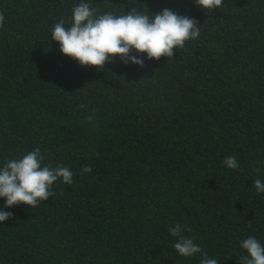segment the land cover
<instances>
[{"label": "trees", "instance_id": "trees-1", "mask_svg": "<svg viewBox=\"0 0 264 264\" xmlns=\"http://www.w3.org/2000/svg\"><path fill=\"white\" fill-rule=\"evenodd\" d=\"M81 2L101 12L170 9L200 36L144 66L119 57L81 66L51 39ZM0 0V168L39 147L66 166L53 195L0 222V264H200L169 228L218 264H241L240 243L264 246V0ZM235 156L239 167L223 161ZM89 166L90 173H81Z\"/></svg>", "mask_w": 264, "mask_h": 264}, {"label": "clouds", "instance_id": "clouds-1", "mask_svg": "<svg viewBox=\"0 0 264 264\" xmlns=\"http://www.w3.org/2000/svg\"><path fill=\"white\" fill-rule=\"evenodd\" d=\"M196 5L212 12L221 9L223 0H195ZM5 16L0 13V28L4 27ZM201 28L197 21L181 16L170 9L156 14L144 13L134 6L125 14L101 12L89 3L81 2L72 8L70 27L65 26L61 18L53 26L51 39L58 42L59 51L75 60L81 66H93L103 69L111 58L119 57L125 64L143 67L144 61L133 55L146 53L149 60L171 59L177 49H184L188 41L200 36ZM45 156L39 147L24 154L22 158L6 160L0 168V198H4L5 208L24 204L31 209L37 207L53 195L52 186L58 179L64 184H72L73 173L66 166L52 168L44 164ZM229 169H237L239 164L235 156L223 161ZM91 167L85 166L81 173H90ZM257 193H264V182L253 181ZM13 213L0 210V222L12 218ZM190 228L176 224L169 228V234L175 238L174 249L182 257L201 256L200 264H218L210 258L193 239L184 235ZM247 255L240 257L241 264H264V246L253 236L240 243Z\"/></svg>", "mask_w": 264, "mask_h": 264}]
</instances>
